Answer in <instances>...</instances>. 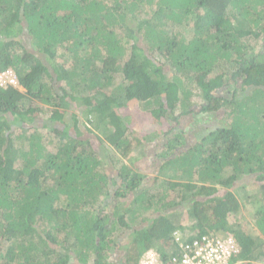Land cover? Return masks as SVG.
Masks as SVG:
<instances>
[{
    "label": "trees",
    "instance_id": "trees-1",
    "mask_svg": "<svg viewBox=\"0 0 264 264\" xmlns=\"http://www.w3.org/2000/svg\"><path fill=\"white\" fill-rule=\"evenodd\" d=\"M10 67L0 264L172 261L176 233L264 264V0H0Z\"/></svg>",
    "mask_w": 264,
    "mask_h": 264
},
{
    "label": "built area",
    "instance_id": "built-area-1",
    "mask_svg": "<svg viewBox=\"0 0 264 264\" xmlns=\"http://www.w3.org/2000/svg\"><path fill=\"white\" fill-rule=\"evenodd\" d=\"M9 88H21L18 75L11 67L0 69V90ZM179 234L176 233L182 248L179 256L165 261L156 250L149 249L140 264H247L237 258L242 252L239 242L233 237L222 239L220 236L205 235L188 242Z\"/></svg>",
    "mask_w": 264,
    "mask_h": 264
},
{
    "label": "rangeland",
    "instance_id": "rangeland-1",
    "mask_svg": "<svg viewBox=\"0 0 264 264\" xmlns=\"http://www.w3.org/2000/svg\"><path fill=\"white\" fill-rule=\"evenodd\" d=\"M169 74H172V72H171V70H169ZM83 84V83H82ZM83 96H85L86 97V99L89 97L91 100H92V102H94L95 104H97L98 102H100L101 100H103V96H101V95H99V94H97L96 96H95V98H93L92 97V95L90 94V91H86V92H83V94H81V93H77L76 95H75V97H76V103L77 104H79V106H77L76 105V103L73 105V108H72V110L73 111H75V109H76V107L77 108H79V109H85L84 107V104H83V99H82V97ZM89 99V100H90ZM193 102H198V97L197 96H193ZM41 104V103H40ZM82 104V105H81ZM76 105V106H75ZM137 108V106L135 107V109ZM71 110V111H72ZM130 111V110H129ZM130 112H134V110H132V111H130ZM132 114H134V113H132ZM132 114H130V115H132ZM48 116L46 115V118H47ZM190 118H192V117H190ZM182 119H185V118H181V120ZM42 120V119H41ZM41 120H39V121H41ZM68 121H66V122H68V123H72V121H71V117H69L68 119H67ZM132 120L134 121V119L132 118ZM81 123H82V120H81ZM81 123H80V125H81ZM193 123H196V126H198L197 124H198V121H196V120H194V122ZM141 125V124H140ZM154 127L155 128H158V129H160L161 127L158 125V124H154ZM137 129H140L141 128V126L139 127V126H137L136 127ZM179 128H181V126L179 125ZM141 130V129H140ZM48 134H50L51 135V137H54L55 136V134L53 133V132H49ZM102 139H104V138H102ZM150 140H151V138H150ZM96 142H95V144H96V146H97V148H98V150H99V152H101L102 153V157H103V159H104V161H108V164H107V167H110L112 164H111V162H109L110 161V158H109V156H112L113 155V153H114V151H113V149L109 146V144L108 143H100L98 140H95ZM104 141V140H103ZM138 164V167L139 168H141V169H143L144 171H146L147 172V165H148V163H146V159L145 160H141L140 162H138L137 163ZM146 172H143V173H146ZM152 175H154V173H152ZM183 181H187L186 179L185 180H183ZM243 216L246 218V220L249 222L250 221V219H251V216H250V214L247 212V211H245V213L243 214Z\"/></svg>",
    "mask_w": 264,
    "mask_h": 264
},
{
    "label": "clouds",
    "instance_id": "clouds-1",
    "mask_svg": "<svg viewBox=\"0 0 264 264\" xmlns=\"http://www.w3.org/2000/svg\"><path fill=\"white\" fill-rule=\"evenodd\" d=\"M21 87V86H20ZM19 90L24 91V89L21 87ZM90 127V126H89Z\"/></svg>",
    "mask_w": 264,
    "mask_h": 264
},
{
    "label": "crops",
    "instance_id": "crops-1",
    "mask_svg": "<svg viewBox=\"0 0 264 264\" xmlns=\"http://www.w3.org/2000/svg\"><path fill=\"white\" fill-rule=\"evenodd\" d=\"M69 117H70V115L68 116V118H69ZM68 118H67V119H68ZM66 121H68V120H66ZM71 121H72V120H71ZM67 123H68V122H67Z\"/></svg>",
    "mask_w": 264,
    "mask_h": 264
}]
</instances>
